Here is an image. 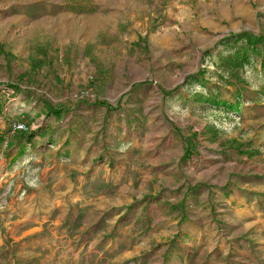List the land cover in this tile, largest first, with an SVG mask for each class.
Here are the masks:
<instances>
[{
	"label": "rangeland",
	"instance_id": "374dc122",
	"mask_svg": "<svg viewBox=\"0 0 264 264\" xmlns=\"http://www.w3.org/2000/svg\"><path fill=\"white\" fill-rule=\"evenodd\" d=\"M243 34L264 0H0V264H264Z\"/></svg>",
	"mask_w": 264,
	"mask_h": 264
},
{
	"label": "trees",
	"instance_id": "16d2710c",
	"mask_svg": "<svg viewBox=\"0 0 264 264\" xmlns=\"http://www.w3.org/2000/svg\"><path fill=\"white\" fill-rule=\"evenodd\" d=\"M244 39L247 44L252 48V49H255L258 45H261L262 46V49L264 50V42L262 41L261 38H251L250 35H247V34H243L241 35L240 37H238V40H242ZM246 61V60H245ZM243 65L242 62L240 63H237L236 65H233L235 68H238V67H241ZM51 114L52 115H56V116H60L61 115V110H54V111H51ZM19 133H23V132H19Z\"/></svg>",
	"mask_w": 264,
	"mask_h": 264
},
{
	"label": "built area",
	"instance_id": "2783aa9c",
	"mask_svg": "<svg viewBox=\"0 0 264 264\" xmlns=\"http://www.w3.org/2000/svg\"><path fill=\"white\" fill-rule=\"evenodd\" d=\"M88 95H89V92H86L83 94V96H86V97H88ZM27 130L28 129H27L26 125L16 123V124H14V126L12 128V133L14 134L16 132L27 131Z\"/></svg>",
	"mask_w": 264,
	"mask_h": 264
}]
</instances>
